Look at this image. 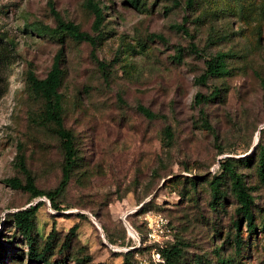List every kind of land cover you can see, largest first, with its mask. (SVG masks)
<instances>
[{"label": "rangeland", "instance_id": "1", "mask_svg": "<svg viewBox=\"0 0 264 264\" xmlns=\"http://www.w3.org/2000/svg\"><path fill=\"white\" fill-rule=\"evenodd\" d=\"M95 1L104 7V38L93 49L36 30L71 22L93 35L86 0H0L1 264H31L10 215L39 201L37 232L42 241L55 233L50 263L122 264L127 256L133 264H164L159 250L168 245L182 251L175 264H264L256 158L249 167L236 165L254 200L253 234L244 220L239 233L232 226L239 205L230 183L221 186L225 197L215 208L208 185L220 161L256 157L264 147V0H196L190 10L186 0H142L141 10L128 0ZM178 49L180 64L172 60ZM59 53L64 126L78 160L55 210L47 197L30 201L2 181L24 183L21 155L38 190L54 191L61 182L60 141L38 122L43 103L29 83L30 75L44 79ZM217 53L233 55L231 76L198 84L204 60ZM214 88L217 98L195 103Z\"/></svg>", "mask_w": 264, "mask_h": 264}, {"label": "trees", "instance_id": "2", "mask_svg": "<svg viewBox=\"0 0 264 264\" xmlns=\"http://www.w3.org/2000/svg\"><path fill=\"white\" fill-rule=\"evenodd\" d=\"M166 1L175 4L177 0H154V3ZM87 8L90 10L94 17V22L91 28L93 35L83 32L77 25L71 22H58L55 28L41 27L37 28V32L40 35L48 36L56 40L59 44H63L66 39H70L75 43H88L89 45L97 47L100 41L104 38V32L102 31L104 21V7H100L98 1L86 0ZM128 4L134 6L138 10H141L144 6L142 0H128ZM196 0H186L185 6L187 9H193L195 7ZM176 5V4H175ZM172 8L165 9L167 14ZM189 52L195 56H202L199 50L194 45L189 46ZM184 50L178 49L175 55L172 57L174 63L180 64L183 59ZM231 53H217L213 57L204 60L205 71L197 79L198 84L205 85L210 79H222L231 76L232 71L227 65V60L232 58ZM101 70H106L107 66L104 63H99ZM63 71L60 63V53L55 57V60L51 66L50 71L47 73L44 79H37L30 75L29 83L30 87L36 92L42 100V111L39 115L38 122L45 128H48L51 133L60 141L61 149L64 156V165L62 168V179L59 186L54 191L43 192L38 190L34 185V180L28 172L24 158L17 156V167L19 171L25 176V181L22 183L20 180L13 178L3 180L2 183L6 186L14 189L21 190L29 194V200H37L41 197H47L50 201L52 208L58 210L57 197L60 196L72 174L73 168L76 166L77 151L75 149V139L70 130H67L64 126V114L62 106V97L59 93V88L62 82ZM109 77V75H108ZM262 87L264 89V82ZM220 90L214 88L208 97H204L200 94L195 96V103L201 104L208 100L217 98L220 94ZM142 114L147 117H155L148 110L140 108ZM166 137L171 140V132L165 131ZM256 158L255 171L259 182L264 185V147L259 146L256 157L251 154L238 161L232 159H223L219 162L214 169V173H219L216 177H213L209 182V189L211 193L210 206L215 208L221 207V200L225 197L224 192L221 191V186L225 181L230 183V188L233 196L238 202L239 207L235 210L237 220L233 221V228L236 232H240V223L242 220L246 223V230L251 234L254 233V200L250 195L249 189L246 188L242 175L236 172V165L242 164L245 167H249L251 162ZM195 181L190 180L189 186L194 189ZM43 202L39 201L34 206H30L24 210L17 211L10 215L11 224L15 230V234L19 235L21 240L27 247V260L31 264H64V260H56L52 263L49 262L50 257L53 255L54 249V231H51L49 235L42 241L39 233L37 232V212ZM262 230H264V218L261 222ZM72 234L76 231V227L71 229ZM135 230V229H134ZM138 234V233H137ZM2 233H0V238ZM64 246V244L61 245ZM66 246V245H65ZM235 249H240L242 246V240L239 235L236 236L234 241ZM181 250L178 247H168L165 245L159 250V256L162 257L164 264H175V258L181 255ZM128 253V252H127ZM7 255L4 247L0 243V264L4 262ZM128 255V254H126ZM12 258H19L20 254L13 255ZM103 264V263H97ZM122 264H133L127 256ZM160 264V263H159ZM194 264H202L201 258H197ZM219 264H230V260H221Z\"/></svg>", "mask_w": 264, "mask_h": 264}, {"label": "built area", "instance_id": "3", "mask_svg": "<svg viewBox=\"0 0 264 264\" xmlns=\"http://www.w3.org/2000/svg\"><path fill=\"white\" fill-rule=\"evenodd\" d=\"M154 224H157V223H153V225H154Z\"/></svg>", "mask_w": 264, "mask_h": 264}]
</instances>
